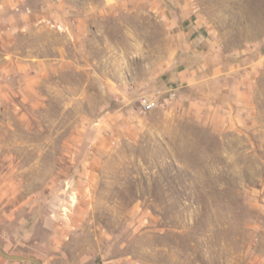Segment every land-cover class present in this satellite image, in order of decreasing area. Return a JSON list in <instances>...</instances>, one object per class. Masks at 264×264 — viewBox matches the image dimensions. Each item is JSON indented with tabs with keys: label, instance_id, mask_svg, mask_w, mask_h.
I'll return each mask as SVG.
<instances>
[{
	"label": "rangeland",
	"instance_id": "1",
	"mask_svg": "<svg viewBox=\"0 0 264 264\" xmlns=\"http://www.w3.org/2000/svg\"><path fill=\"white\" fill-rule=\"evenodd\" d=\"M24 1L0 0L41 12L6 50L0 245L264 264V0Z\"/></svg>",
	"mask_w": 264,
	"mask_h": 264
},
{
	"label": "crops",
	"instance_id": "2",
	"mask_svg": "<svg viewBox=\"0 0 264 264\" xmlns=\"http://www.w3.org/2000/svg\"><path fill=\"white\" fill-rule=\"evenodd\" d=\"M23 3H25L24 0L21 2L22 6ZM40 14V11L38 12L24 7H9L8 9L0 7V101L2 98L7 96V93L5 92L7 88L11 91L13 90L12 84L9 83V85H7L5 83L7 77L12 74L10 70L12 69V65L15 63H9L7 61V47H9L10 43L13 42L14 34L18 31H25L27 28L32 26ZM9 61H11V59ZM165 91L167 90H164V92ZM37 238V235H34V237L31 238L32 242H36ZM48 239H51V235H49ZM17 243L18 245H23L20 241H17ZM29 248L26 249L18 247L16 249L0 245V264H47L46 261L49 256L48 252L50 249H47L48 251L44 255L46 257L45 263L44 261L41 262L43 256L41 254L38 255L37 252L39 251L37 249Z\"/></svg>",
	"mask_w": 264,
	"mask_h": 264
},
{
	"label": "built area",
	"instance_id": "3",
	"mask_svg": "<svg viewBox=\"0 0 264 264\" xmlns=\"http://www.w3.org/2000/svg\"><path fill=\"white\" fill-rule=\"evenodd\" d=\"M143 106L145 108V111H151V110H154L157 105H156V102L154 101L145 100L143 102Z\"/></svg>",
	"mask_w": 264,
	"mask_h": 264
}]
</instances>
